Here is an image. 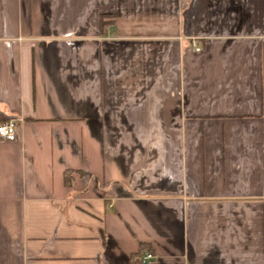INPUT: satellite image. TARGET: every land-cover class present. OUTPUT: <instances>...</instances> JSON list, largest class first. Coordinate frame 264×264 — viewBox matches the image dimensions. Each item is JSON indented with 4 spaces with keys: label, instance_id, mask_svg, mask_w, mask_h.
<instances>
[{
    "label": "crops",
    "instance_id": "crops-1",
    "mask_svg": "<svg viewBox=\"0 0 264 264\" xmlns=\"http://www.w3.org/2000/svg\"><path fill=\"white\" fill-rule=\"evenodd\" d=\"M10 119L0 264H264V0H0Z\"/></svg>",
    "mask_w": 264,
    "mask_h": 264
},
{
    "label": "built area",
    "instance_id": "built-area-1",
    "mask_svg": "<svg viewBox=\"0 0 264 264\" xmlns=\"http://www.w3.org/2000/svg\"><path fill=\"white\" fill-rule=\"evenodd\" d=\"M195 50H200V45H195ZM18 126L14 120H5L0 122V138L4 140H14ZM155 259L151 252L144 251L135 258L138 264H149Z\"/></svg>",
    "mask_w": 264,
    "mask_h": 264
},
{
    "label": "trees",
    "instance_id": "trees-1",
    "mask_svg": "<svg viewBox=\"0 0 264 264\" xmlns=\"http://www.w3.org/2000/svg\"><path fill=\"white\" fill-rule=\"evenodd\" d=\"M69 183H70V178H69V174H67V175H65V184H69ZM141 253H142V251L140 250L138 252V255L141 254Z\"/></svg>",
    "mask_w": 264,
    "mask_h": 264
}]
</instances>
